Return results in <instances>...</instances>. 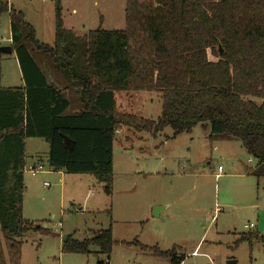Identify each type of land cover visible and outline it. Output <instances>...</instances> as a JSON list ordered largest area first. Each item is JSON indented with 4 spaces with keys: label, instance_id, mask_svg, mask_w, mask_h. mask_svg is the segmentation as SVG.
I'll return each instance as SVG.
<instances>
[{
    "label": "trees",
    "instance_id": "trees-1",
    "mask_svg": "<svg viewBox=\"0 0 264 264\" xmlns=\"http://www.w3.org/2000/svg\"><path fill=\"white\" fill-rule=\"evenodd\" d=\"M55 5L52 46L40 43L22 13H8L11 43L23 86L0 88V264H20V238L49 234L23 219L25 142L48 146L47 165L68 174L90 175L112 195L113 143L122 127L172 137L200 125L207 139L237 141L264 178V0H125L124 30L94 29L82 36L63 27ZM221 51V52H220ZM212 59V60H210ZM155 93L158 118L117 111L115 94ZM71 140V149L62 137ZM259 241L256 233L236 243ZM111 228L82 241L62 239L61 253L105 258ZM153 257L181 264L175 250L137 241L123 243Z\"/></svg>",
    "mask_w": 264,
    "mask_h": 264
},
{
    "label": "rangeland",
    "instance_id": "rangeland-1",
    "mask_svg": "<svg viewBox=\"0 0 264 264\" xmlns=\"http://www.w3.org/2000/svg\"><path fill=\"white\" fill-rule=\"evenodd\" d=\"M0 1L22 13L40 43L52 46V0ZM60 5L64 26L80 36L97 28L124 30L125 0H62ZM9 20L8 13L0 14V48L10 47ZM21 86L14 53L1 54L0 88ZM115 102L121 114L153 121L160 115L155 93L121 92ZM207 135L200 125L175 137L169 128L155 136L120 128L113 143L111 196L90 175L50 169L48 146L27 139L22 217L49 234L29 232L19 239L20 264H96L105 258L95 248L90 255L63 254L62 239L82 241L108 228L114 240L108 264H169L123 245L134 241L161 251L174 247L184 258L181 264H264L263 243H236L248 233L264 238V178L248 175L256 162L239 142H211ZM36 163L46 173L31 175L27 167ZM157 207L165 210L154 218ZM249 224L254 228L245 229Z\"/></svg>",
    "mask_w": 264,
    "mask_h": 264
},
{
    "label": "crops",
    "instance_id": "crops-1",
    "mask_svg": "<svg viewBox=\"0 0 264 264\" xmlns=\"http://www.w3.org/2000/svg\"><path fill=\"white\" fill-rule=\"evenodd\" d=\"M62 1V0H61ZM8 8H12L13 9V7L12 6H9V4H8ZM60 9H62V6L60 5ZM60 13H61V10H60ZM60 17H61V14H60ZM61 21H62V24H63V27L65 28V29H67L65 26H64V21H63V19H62V17H61ZM9 29H10V20H9ZM67 30H71V31H73L76 35H78V36H80L79 34H77V32L76 31H74V29L72 28H70V29H67ZM84 35V34H83ZM82 36V35H81ZM53 39H54V37H53ZM8 42H9V45H10V43H11V32H10V38L8 39ZM22 79V78H21ZM22 86H23V81H22ZM21 86V87H22ZM250 161L248 160V163H249ZM252 170H253V168L252 169H250L249 170V176H252L251 175V172H252ZM253 177V176H252ZM156 208V207H155ZM165 210V208H162V207H157V209H155V211H157V212H155L154 213V218L155 217H158V216H160L161 215V213L163 212ZM144 246V245H143ZM148 247V246H147ZM157 247V246H156ZM172 248H174V247H172ZM171 248V249H172Z\"/></svg>",
    "mask_w": 264,
    "mask_h": 264
},
{
    "label": "built area",
    "instance_id": "built-area-1",
    "mask_svg": "<svg viewBox=\"0 0 264 264\" xmlns=\"http://www.w3.org/2000/svg\"><path fill=\"white\" fill-rule=\"evenodd\" d=\"M27 169H28L29 173H31V175H35L36 173H46V171L43 170L42 165H40L38 163L33 164V166H28ZM217 170L221 171V168L219 167ZM43 186L47 187L48 185L46 183H44ZM244 228L245 229H251V228H254V226L252 224H249V225H245Z\"/></svg>",
    "mask_w": 264,
    "mask_h": 264
},
{
    "label": "water",
    "instance_id": "water-1",
    "mask_svg": "<svg viewBox=\"0 0 264 264\" xmlns=\"http://www.w3.org/2000/svg\"><path fill=\"white\" fill-rule=\"evenodd\" d=\"M1 54H3V55H11L12 54V50H11L10 47L0 48V55ZM62 139H63V144H64L65 148L70 150L71 149V145H72L71 140H69L65 136H63ZM228 264H235V263L234 262H228Z\"/></svg>",
    "mask_w": 264,
    "mask_h": 264
}]
</instances>
